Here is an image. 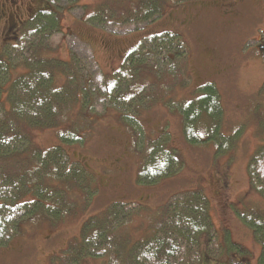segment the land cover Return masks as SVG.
<instances>
[{"label": "trees", "instance_id": "16d2710c", "mask_svg": "<svg viewBox=\"0 0 264 264\" xmlns=\"http://www.w3.org/2000/svg\"><path fill=\"white\" fill-rule=\"evenodd\" d=\"M36 1L30 16L21 19L22 38L15 33L25 45L18 47L22 50L28 46L31 52L23 59L28 72L10 79L11 63L4 60L3 54L10 58L12 48L6 46L0 56V247L10 243L26 219L45 216L54 222L79 209L78 201L71 198L75 189L81 190L88 202L96 194L91 172L69 153L68 146L84 142L86 129L92 123L89 116L96 111L97 103L113 105L124 121L136 123L142 107L150 106L146 97L155 78L150 81L147 71L156 73V83L163 76L179 80L184 87L191 81L188 45L181 34L171 31L145 37L111 78L99 68L88 42L81 41L91 50L86 60L73 50L71 62L49 56L45 52L52 35L64 32L65 11L87 5L82 0ZM186 1L104 0L88 15L87 22L106 30L112 28L116 33L130 32L161 18L169 4ZM19 19L12 15L13 26ZM94 65L96 72L100 70L97 78L91 69ZM57 71L66 77L61 87L54 83ZM196 88L199 94L189 101L174 102L169 97V105L182 116L186 140L195 145L213 141L218 154L231 151L240 131H224L225 108L219 88L212 81ZM74 104L86 123L61 128L60 142L42 149L35 140L36 131L60 127L64 108ZM183 167L166 128L145 152L136 181L139 186H152L176 175ZM247 169L252 189L264 199V138L250 157ZM241 218L261 245L257 264H264V211L241 213ZM136 219H140V224H133ZM202 236L211 256L228 258L233 250L239 252L240 258L230 259L228 264H251L240 243L218 242L211 203L200 188L174 194L153 213H148L140 201L113 202L85 220L80 238L55 258V264H82L83 259L97 256H107L108 264H200Z\"/></svg>", "mask_w": 264, "mask_h": 264}, {"label": "rangeland", "instance_id": "374dc122", "mask_svg": "<svg viewBox=\"0 0 264 264\" xmlns=\"http://www.w3.org/2000/svg\"><path fill=\"white\" fill-rule=\"evenodd\" d=\"M102 1L82 0L87 8L66 10L62 19L65 33L52 35L45 53L71 62L73 50L86 60L91 50L81 41L88 42L99 68L111 78L128 53L145 37L164 31L176 32L188 45L190 84L181 86L179 80L171 76H163L156 83V73L147 71L150 81L155 78L146 97L150 106L142 107L137 113L136 123L124 121L113 105L97 103L96 111L89 116L92 123L86 129L84 142L68 146L69 153L91 172L89 176L94 181L96 194L88 202L85 194L75 189L71 198L78 201L79 209L75 208L61 220L52 222L45 216L26 219L10 243L0 247V264H55V258L62 256L69 245L80 238L85 220L100 214L113 202L140 201L146 205L148 213H153L174 194L196 188L202 189L210 200L218 242L240 243L251 264H257L261 245L243 222L241 213L255 209L264 211V199L252 189L247 169L250 157L264 138V52L259 50V45H264V0L172 3L161 18L122 33L87 22L88 15L94 13ZM36 3V0H0V9L8 7L21 19H27ZM11 19L12 16L10 19L5 15L0 17V56L6 46L12 48L10 58L4 54L3 58L11 63L10 79L14 80L28 72L23 59L31 52L27 45L22 50L18 47L25 46L17 39V36L22 38V29L18 24L13 26ZM34 40L32 37L31 42ZM91 69L93 77L97 78L100 70L96 72L95 65ZM208 81L215 82L222 95L225 133L240 131L235 147L224 154L217 153L213 141L190 144L184 136L181 114L169 105L172 100H191L199 94L196 87ZM65 82V75L57 71L55 85L61 87ZM86 121L78 105H71L61 113L60 127L36 131L35 140L42 149H50L60 142L61 128ZM166 128L184 167L155 185L139 186L136 180L143 156ZM139 221L136 219L133 224H140ZM228 254V258L211 256L205 236L201 237L200 264H228L230 259L240 258L237 251L230 250ZM82 264H108V257H87Z\"/></svg>", "mask_w": 264, "mask_h": 264}, {"label": "flooded vegetation", "instance_id": "af4514ba", "mask_svg": "<svg viewBox=\"0 0 264 264\" xmlns=\"http://www.w3.org/2000/svg\"><path fill=\"white\" fill-rule=\"evenodd\" d=\"M241 1H242V0H241ZM4 10H5V11H3V8L0 9V17H1L2 15H5V17H7V18L10 19L12 15L16 14L17 17L20 18V19H19L20 21H19L17 24H18V25H21V22H22L21 17L19 16V14H18L16 11L10 10V8H8V7H6V9H4ZM6 21H7V20H6ZM259 50H260L261 52H264V45H259ZM210 55H212V54H210ZM263 56H264V54H263Z\"/></svg>", "mask_w": 264, "mask_h": 264}]
</instances>
